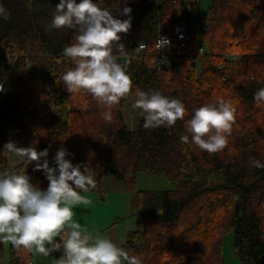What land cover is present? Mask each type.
I'll return each mask as SVG.
<instances>
[{
	"label": "trees",
	"instance_id": "16d2710c",
	"mask_svg": "<svg viewBox=\"0 0 264 264\" xmlns=\"http://www.w3.org/2000/svg\"><path fill=\"white\" fill-rule=\"evenodd\" d=\"M121 1L95 0L109 9ZM124 1L147 44L142 54L135 51L137 42L129 51L133 91L159 90L181 100L187 109L184 120L171 128L145 129L137 114L136 127L130 129L123 113L127 100H122L106 122L104 109L90 95L70 94L60 80L74 67L63 48L75 42L77 33L49 27L59 0H0L10 13L7 21L0 20V152L8 142L7 128L25 147L47 148L50 167L63 147L74 165L94 169L97 187L91 192L101 199L106 197L103 166L109 164L113 176L134 193L137 223L122 247L141 256L143 264H226L224 237L230 231L239 262L263 264L264 168L250 166V159L264 163V106L253 100L264 88V0H211L205 13L196 0ZM179 23L190 32V44L200 38L206 53L198 61L182 57L160 69L154 59L156 41L160 34L172 36ZM29 65L42 73H29ZM218 98L236 108L225 149L209 154L181 143L194 109ZM34 166H24L26 173L33 185L46 190V174ZM7 167L8 158L0 153V170ZM141 173L165 177L176 188L137 190ZM217 174L223 175L222 184L193 185L199 177ZM9 249L11 264H28L29 253L18 255L10 244Z\"/></svg>",
	"mask_w": 264,
	"mask_h": 264
},
{
	"label": "clouds",
	"instance_id": "9594fccd",
	"mask_svg": "<svg viewBox=\"0 0 264 264\" xmlns=\"http://www.w3.org/2000/svg\"><path fill=\"white\" fill-rule=\"evenodd\" d=\"M131 12L125 6L121 14L128 19L122 20L95 0H59L49 27L77 33L75 42L63 48V56L74 67L60 80L70 94L90 95L104 109L101 116L106 122L112 121L113 109L122 100H130V128L135 126L136 114L143 117L145 129L171 128L187 114L181 100L159 90L135 87L133 91L128 65L134 57L120 43L121 34L131 29ZM9 17L0 4V20ZM169 45L170 41L159 37L155 47L160 51ZM144 47L140 43L135 51L139 53ZM253 100L257 107L264 106V88ZM235 121L232 102L218 98L194 109L185 123L187 134L180 137L181 143H192L209 154L221 152L229 143ZM0 153L9 158L8 167L0 170V243L10 244L18 255L24 252L47 257L62 251L56 264H143L141 256L131 255L108 236L83 228L74 219L76 205L91 203L81 193L97 187L95 171L89 164L74 165L66 158L72 154L63 147L55 154L54 167L49 165L47 148L37 151L9 141ZM30 164L35 165L34 171L46 174V190L31 183L24 167ZM250 166L264 168V163L250 159Z\"/></svg>",
	"mask_w": 264,
	"mask_h": 264
},
{
	"label": "crops",
	"instance_id": "0c3cea01",
	"mask_svg": "<svg viewBox=\"0 0 264 264\" xmlns=\"http://www.w3.org/2000/svg\"><path fill=\"white\" fill-rule=\"evenodd\" d=\"M99 3L103 7L107 8L101 2ZM107 9L112 12L114 18L122 20L128 19V16L121 14L122 9ZM132 13L133 12L130 13V16L133 17L138 24H136L135 31H132L127 37L121 39L120 41V43L125 46V50L128 52L130 51L133 43L143 41L145 38L137 16ZM126 103L123 107V113L125 122L129 127L127 120L129 119L131 110L130 105ZM136 123L137 114L135 116V126L133 128H129L134 129L136 127ZM6 132L8 135V142L13 141L16 143L17 147H25L24 142L19 139L10 128H7ZM101 188L105 193V199H101L96 192L81 193L82 195L87 196L91 203L89 205H76L73 209L75 212L74 219L81 223L83 228L93 232H99L101 235H106L115 243L122 246L127 234L135 229L137 223L132 205L134 193L128 189V187L123 182L117 180L113 176L109 164H105L103 166ZM136 189L140 190L138 187ZM6 250V245L4 244L3 249L0 250V264H11L10 249L8 250L9 254ZM58 253H60V256L62 255V251ZM39 257L43 258L41 255H39ZM30 262L31 261L29 260L28 264Z\"/></svg>",
	"mask_w": 264,
	"mask_h": 264
},
{
	"label": "rangeland",
	"instance_id": "374dc122",
	"mask_svg": "<svg viewBox=\"0 0 264 264\" xmlns=\"http://www.w3.org/2000/svg\"><path fill=\"white\" fill-rule=\"evenodd\" d=\"M196 1L198 3V10L200 13H205L208 11L210 4H211V0H196ZM125 6L128 7L127 3L124 0H122L118 8L123 10ZM132 12H133L132 14H135L133 10ZM131 18H132L131 19V24H132L131 29L129 30L127 34L122 33L121 39L127 37L132 31H135L136 24L138 23L133 17ZM197 28H198V34L201 35L202 27L200 26V24L197 26ZM126 102L128 103V105H130L131 103L130 100ZM223 182H224L223 175L217 174L212 177H204V176L199 177L193 182V185L194 186H197V185L213 186V185L222 184ZM137 187L138 189H147V190H167V189L176 188V186L169 183L165 177H162V176L161 177H151L145 173H141L138 175ZM233 243H234L233 231L227 232L224 237V255H225L226 264H240L239 260L237 259V257L235 256L233 252ZM6 249L8 253L9 244L6 245ZM59 258H60V253L58 252H53L52 255L47 256V257L43 256V258H40L39 255H33L30 253L29 260L34 264H56V261Z\"/></svg>",
	"mask_w": 264,
	"mask_h": 264
},
{
	"label": "built area",
	"instance_id": "2783aa9c",
	"mask_svg": "<svg viewBox=\"0 0 264 264\" xmlns=\"http://www.w3.org/2000/svg\"><path fill=\"white\" fill-rule=\"evenodd\" d=\"M159 37H164L168 41H170V45L161 49L160 51L156 49L154 54L155 63L158 67H168L178 58H188L191 61H198L202 56L205 55L206 50L204 46V42L198 38L194 45L190 44V32L185 25H181L178 27L176 34L173 36H167L161 34ZM158 37V38H159ZM142 43L145 45L144 50L139 52L138 54H142L145 52L147 48V44L145 41H140L136 43V48L139 44ZM0 100L3 92V85L0 84ZM29 264H32L31 262Z\"/></svg>",
	"mask_w": 264,
	"mask_h": 264
},
{
	"label": "water",
	"instance_id": "95a60500",
	"mask_svg": "<svg viewBox=\"0 0 264 264\" xmlns=\"http://www.w3.org/2000/svg\"><path fill=\"white\" fill-rule=\"evenodd\" d=\"M31 74H41L42 73V69L40 67H34L31 69L30 71Z\"/></svg>",
	"mask_w": 264,
	"mask_h": 264
},
{
	"label": "bare ground",
	"instance_id": "6f19581e",
	"mask_svg": "<svg viewBox=\"0 0 264 264\" xmlns=\"http://www.w3.org/2000/svg\"><path fill=\"white\" fill-rule=\"evenodd\" d=\"M181 25H185V24H183V23H179L176 27H175V30H174V33L176 34V31H177V29H178V27H180ZM161 35V34H160ZM159 35V36H160ZM165 35V34H164ZM174 35V34H173ZM172 35V36H173ZM206 50V49H205ZM157 65V64H156ZM32 68H34L33 66H31V65H29V73H30V71H31V69ZM158 68H160V67H158ZM164 68V67H163ZM161 69V68H160Z\"/></svg>",
	"mask_w": 264,
	"mask_h": 264
}]
</instances>
